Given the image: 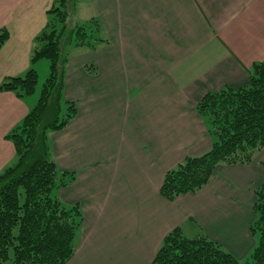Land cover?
Instances as JSON below:
<instances>
[{"label": "crops", "instance_id": "0c3cea01", "mask_svg": "<svg viewBox=\"0 0 264 264\" xmlns=\"http://www.w3.org/2000/svg\"><path fill=\"white\" fill-rule=\"evenodd\" d=\"M85 3L108 43L84 59L70 56L64 98L77 102L78 114L49 136L58 171L77 174L59 198L78 204L84 217L67 264H152L176 228L247 258L257 245L250 226L264 150L251 164L219 165L197 193L168 201L160 188L169 170L211 147L196 109L202 97L246 86L249 69L264 61V0ZM53 6L54 0H0V30L10 32L0 50V84L31 68L34 39L52 20ZM43 63L33 66L37 72ZM35 102L0 92V172L17 160L7 135Z\"/></svg>", "mask_w": 264, "mask_h": 264}, {"label": "trees", "instance_id": "16d2710c", "mask_svg": "<svg viewBox=\"0 0 264 264\" xmlns=\"http://www.w3.org/2000/svg\"><path fill=\"white\" fill-rule=\"evenodd\" d=\"M71 2L54 0L49 11L52 20L34 39L31 68L24 76L0 84V92L32 97L39 83L33 66L43 59L49 62L50 74L37 105L7 135L17 160L0 174V264H67L83 225L81 207L65 205L59 198V191L73 183L77 174L58 171L49 136L68 127L78 114L77 102L64 98L68 48L94 51L108 40L94 17L68 28ZM9 39V30L1 29L0 50ZM85 69L95 72L90 65ZM196 109L207 124L211 147L202 155L185 158L165 174L160 194L168 201L199 192L219 165H248L264 150V61L249 69L246 86L207 93ZM255 197L256 218L250 230L259 243L245 264H264V182ZM152 264L241 263L206 236L190 238L176 228L165 236Z\"/></svg>", "mask_w": 264, "mask_h": 264}, {"label": "rangeland", "instance_id": "374dc122", "mask_svg": "<svg viewBox=\"0 0 264 264\" xmlns=\"http://www.w3.org/2000/svg\"><path fill=\"white\" fill-rule=\"evenodd\" d=\"M71 1L72 2H71L70 6H71L72 10H71V14H70V17H69V20L67 23V26L69 29L75 28L76 25H78V24H80V25L84 24L89 19V17H92L90 14L89 6L86 5V3H85L87 0H71ZM77 50H79V51H77ZM68 53L70 54V56L78 55L79 58L84 59L87 57V55H89L90 51H88L86 49L85 50L79 49V48H76L74 45H71L68 48ZM40 62H44L43 64L45 66L44 67L40 66L39 70H38L39 83L37 85L36 93L31 97L32 99L36 100L34 107L38 103L43 85L45 84V82L48 79L49 74H50L49 62L45 59L41 60ZM15 163H16V161H15ZM11 165H13V164H11ZM4 170L5 169H3L0 172V174L3 173ZM189 235H191V234H189ZM258 243H259V238L257 236V245H258ZM248 259L250 260V255L245 259H241L240 263L245 264ZM6 264H11V261H8Z\"/></svg>", "mask_w": 264, "mask_h": 264}]
</instances>
